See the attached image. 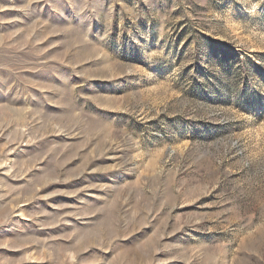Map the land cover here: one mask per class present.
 I'll use <instances>...</instances> for the list:
<instances>
[{
  "label": "rangeland",
  "instance_id": "obj_1",
  "mask_svg": "<svg viewBox=\"0 0 264 264\" xmlns=\"http://www.w3.org/2000/svg\"><path fill=\"white\" fill-rule=\"evenodd\" d=\"M0 264H264V0H0Z\"/></svg>",
  "mask_w": 264,
  "mask_h": 264
}]
</instances>
